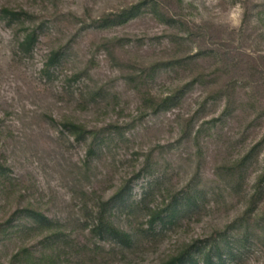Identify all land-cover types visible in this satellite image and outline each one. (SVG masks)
Listing matches in <instances>:
<instances>
[{"label":"rangeland","instance_id":"obj_1","mask_svg":"<svg viewBox=\"0 0 264 264\" xmlns=\"http://www.w3.org/2000/svg\"><path fill=\"white\" fill-rule=\"evenodd\" d=\"M190 256L264 264V0H0V264Z\"/></svg>","mask_w":264,"mask_h":264},{"label":"trees","instance_id":"obj_2","mask_svg":"<svg viewBox=\"0 0 264 264\" xmlns=\"http://www.w3.org/2000/svg\"><path fill=\"white\" fill-rule=\"evenodd\" d=\"M30 212L33 213V211H30ZM35 213H36V215L44 218V215L43 214H41L39 212L38 213L35 212ZM108 229H109L110 232H112L114 234L115 237H118V238H120V237H127L126 233L118 230L117 228H115L113 226H108ZM177 260H179V261H185V260H180V259H176L175 258V259H172V261L170 262V264H176ZM186 261H187L186 263H189V264H191V263L192 264H197L196 260L193 257H191V256ZM205 264H213V262H211V260L207 258V259H205Z\"/></svg>","mask_w":264,"mask_h":264}]
</instances>
